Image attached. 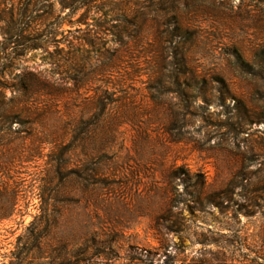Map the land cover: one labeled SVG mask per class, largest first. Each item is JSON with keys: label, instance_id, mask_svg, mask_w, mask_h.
<instances>
[{"label": "rangeland", "instance_id": "obj_1", "mask_svg": "<svg viewBox=\"0 0 264 264\" xmlns=\"http://www.w3.org/2000/svg\"><path fill=\"white\" fill-rule=\"evenodd\" d=\"M83 1L0 0V264H264V0Z\"/></svg>", "mask_w": 264, "mask_h": 264}, {"label": "trees", "instance_id": "obj_2", "mask_svg": "<svg viewBox=\"0 0 264 264\" xmlns=\"http://www.w3.org/2000/svg\"><path fill=\"white\" fill-rule=\"evenodd\" d=\"M89 1H87V0H85V1H83L82 3H78L79 5H82V6H84V4H87ZM75 3H76V1H75ZM31 88V86H29V89ZM27 91H28V87H27Z\"/></svg>", "mask_w": 264, "mask_h": 264}]
</instances>
